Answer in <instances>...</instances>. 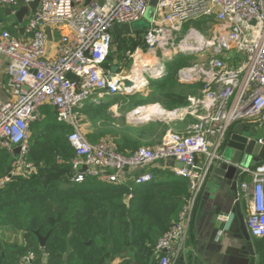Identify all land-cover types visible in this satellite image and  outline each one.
<instances>
[{
  "label": "built area",
  "instance_id": "obj_1",
  "mask_svg": "<svg viewBox=\"0 0 264 264\" xmlns=\"http://www.w3.org/2000/svg\"><path fill=\"white\" fill-rule=\"evenodd\" d=\"M35 0H24L29 4ZM150 0H38V9L27 16L24 40L9 31L0 33V55L6 59L8 99L0 103V148L13 153L19 147L16 169L0 178V190L17 175H29L25 162L29 126L39 109L49 105L58 123L72 132L67 141L75 151L72 183L94 178L106 184L125 186L152 181L147 169L171 161V171L187 181L189 199L178 221L157 242L154 252L160 264L176 262L183 248L194 208L209 165L221 158L236 125L264 126V0H157L154 15L134 55L142 56L185 49L194 39L204 51L198 59L177 70L179 82L199 86V95L189 97L183 109L165 112L167 119L193 121L183 133L168 129L158 145L140 147L128 156L115 151L107 140L90 143L83 133L78 109L98 104L104 98L126 93L121 73L104 69L113 42L112 27L141 21ZM17 0H0V7L15 8ZM205 20L204 32L188 22ZM59 36L48 52L47 29ZM131 36H137L132 34ZM143 47L146 50H143ZM207 52V56L204 53ZM241 57L236 66L233 58ZM225 58V59H223ZM229 59V62L227 61ZM165 74L159 73L157 78ZM161 76V77H162ZM259 145L264 139H256ZM206 166L199 169L197 156ZM181 163L182 168L176 164ZM85 168V169H84ZM134 171L131 180L128 171ZM145 171V172H143ZM238 193L246 205L245 224L251 238L264 237V158L253 168L242 169ZM131 196H127L130 199ZM177 244V248L171 247ZM32 257L28 256L27 261Z\"/></svg>",
  "mask_w": 264,
  "mask_h": 264
},
{
  "label": "trees",
  "instance_id": "obj_2",
  "mask_svg": "<svg viewBox=\"0 0 264 264\" xmlns=\"http://www.w3.org/2000/svg\"><path fill=\"white\" fill-rule=\"evenodd\" d=\"M0 14L4 19V13ZM13 31L10 34L18 38L19 28ZM133 38L140 46L138 36L120 37L117 51L133 49ZM192 58L176 54L165 76L138 91L137 102H131L136 92L122 93L78 109L82 123H90L93 129L85 134L87 140H107L123 156L158 145L173 123L148 121L135 126L122 116L114 117L109 108L121 97L130 110L150 104L167 112L187 107V88L199 86L179 82L177 70ZM240 60L233 58L232 66ZM71 132L70 126L56 121L49 105L42 106L30 124L25 162L32 166V173L12 177L0 190V230L8 228L10 234L8 239L0 237V264H111L117 259L122 264H149L157 242L178 221L189 199L187 181L167 168L153 167L145 170L152 174V181L140 185L118 186L94 178L72 183L75 151L67 141ZM16 161L13 153L0 148V178L11 175ZM39 237L45 238L43 248ZM252 246L256 264H264V237L252 238ZM165 255L160 253L150 264H160ZM28 256L32 258L27 261Z\"/></svg>",
  "mask_w": 264,
  "mask_h": 264
},
{
  "label": "water",
  "instance_id": "obj_3",
  "mask_svg": "<svg viewBox=\"0 0 264 264\" xmlns=\"http://www.w3.org/2000/svg\"><path fill=\"white\" fill-rule=\"evenodd\" d=\"M18 5H23L24 0H17ZM102 2V0H100ZM157 0L149 2V6L145 12V15L141 21L132 25H115L112 27L113 37L118 39L120 37L131 36L137 34L138 38L143 39L145 31L149 29V25L154 15V7ZM89 0H85L87 5ZM28 8L31 11L38 9V0H35L28 4ZM9 12V11H8ZM27 15V11L21 8L15 14V17L19 24L23 23V18ZM20 32H23V28H20ZM48 39H50L49 33H47ZM187 42V54L189 56H197L204 51V46H198L195 40L189 39ZM185 49H180L177 54L182 53ZM145 70V69H144ZM153 70V69H150ZM118 67H112V76L117 73ZM162 70H155L156 75L161 73ZM123 90H127L128 94H132L143 89V85L135 84L129 81L126 77L122 82ZM129 123L141 124L142 120L138 118L128 119ZM259 126L258 123H243L235 126L233 130V136L226 143L224 153L221 154V158L209 165V170L212 179L219 185V189L222 192L221 198L215 210L210 214V217H215L213 223V236L214 241L216 236H220V243H216L217 249L226 251L231 249V253L235 257H245L246 264H256V255L252 246V238L250 237L246 224L245 214L242 209L241 202L238 199V186L239 178L241 176L242 169L253 168L264 158V144L259 145L255 139H248L244 136V133L252 128ZM14 155L19 154V147L14 148ZM177 168H182L181 163L176 164ZM85 169V168H84ZM225 214V219L222 216ZM40 247L43 248L45 238H38ZM225 260V258H224ZM192 264H203L198 260H193ZM204 264H207L206 262Z\"/></svg>",
  "mask_w": 264,
  "mask_h": 264
},
{
  "label": "crops",
  "instance_id": "obj_4",
  "mask_svg": "<svg viewBox=\"0 0 264 264\" xmlns=\"http://www.w3.org/2000/svg\"><path fill=\"white\" fill-rule=\"evenodd\" d=\"M21 8L26 9L27 15L23 18V23L19 24L15 14L17 11H19ZM0 11L4 13V19L2 18L3 15L0 14V33L3 30L10 31L11 34H14V29L17 27L19 28V34L18 39L24 40L25 36L23 35V32H20V28H23L24 23L26 22L27 16L31 14V10L28 8V4H25L23 2V5H18L15 8H4L0 7ZM9 11V12H8ZM9 27V28H8ZM8 28V29H7ZM47 33L50 35V39H48V52L49 55H53V45L56 39L59 36V33L54 28H48ZM150 57H148L149 59ZM159 58V57H158ZM147 59V58H146ZM147 59V60H148ZM146 60V61H147ZM161 60V59H160ZM140 60H136V64H138ZM6 59L0 55V103H3L7 101L9 95H8V87H7V74H6ZM116 63L113 61L110 62L109 58L107 59V62L103 66L104 69H109L111 71L112 67H115ZM117 67V66H116ZM124 69L118 67L117 73H123ZM133 72V70H132ZM131 72V73H132ZM112 73V72H111ZM130 73V74H131ZM187 88V87H185ZM192 88V87H191ZM187 88L190 92L189 97H197L199 95V89H191ZM108 99V98H107ZM155 106L159 107L158 104H150L145 106H139L135 109L129 110V102L126 100L119 102H116L113 106L109 108L111 114L114 117H121L124 116V112L126 113L125 116L129 119V113L133 112L134 110L138 108H144V107H151ZM128 110L126 112V110ZM163 110V109H162ZM179 110V109H177ZM123 111V113H122ZM165 111V110H164ZM175 111V110H174ZM167 112V111H166ZM127 119V121H128ZM193 121L191 117H186L185 119H168V122H164L165 124L173 123L174 127L170 128L171 130L179 133H183L186 130L187 124L189 122ZM129 122V121H128ZM147 123V122H146ZM133 124V123H129ZM145 123L141 124H133V125H144ZM90 123L85 122L83 125V133H91L93 129L90 127ZM258 139H264L263 137H260ZM152 146V145H151ZM226 148V145L224 146L222 153H224ZM221 153V154H222ZM197 166L199 169H203L206 166L205 158L201 155L196 157ZM175 165L171 161L163 164L156 165L155 167H158L159 169L167 168L171 171L172 166ZM134 175V171H128L127 172V178L128 180H131ZM248 181V178L245 176H240L239 183L241 181ZM222 192L219 189V185L212 179L210 170L208 169V172L206 174V177L204 179L203 186L201 188V191L199 193L198 199L196 201V205L194 208L191 224L188 228L185 241L183 244V248L180 251L178 258L176 259V262L171 264H192L193 260H198L201 263H207V264H246L245 257L238 256L235 257L233 253H231V249H227L226 251H222L220 249H217L215 244L220 243V236H216V240L214 241L213 236V223L215 220V217L211 218L210 214L215 210V207L217 206L219 199L221 198ZM238 199L241 202L242 209L244 211V214L246 213V205L239 197L238 193ZM225 214L222 216V218L225 219ZM0 237L9 238V229H1L0 230ZM188 240V242H187ZM177 248V244L175 243L171 249L174 250ZM158 257V255L154 252L151 254L149 264L152 262L153 259ZM225 258V260H224ZM111 264H122V260L117 259L111 262Z\"/></svg>",
  "mask_w": 264,
  "mask_h": 264
},
{
  "label": "rangeland",
  "instance_id": "obj_5",
  "mask_svg": "<svg viewBox=\"0 0 264 264\" xmlns=\"http://www.w3.org/2000/svg\"><path fill=\"white\" fill-rule=\"evenodd\" d=\"M151 1L152 0H150V2ZM201 21L185 23L183 25V27H182V31L180 33V36L182 34L186 33L191 27L196 28V29H200V28L203 27V29H204L205 22L201 23ZM116 41H117V39L113 37L111 51H110V54H109V60H110L111 63L114 61L116 63V65H117V67H119L120 69L123 68L124 71L121 74V76L122 77H126V76L130 75V73L132 72V70L136 69V60L139 58V56H137V55L135 56L134 55V53H135V51L137 50V47H138L136 45L137 40H136V38L131 39V43L135 44L134 45V48L131 49V50H128V51H126L124 53H119L117 51L118 48H117ZM206 54H207V52L204 53V56H207ZM199 55L194 56V57L192 56L193 58L191 60H189V62L195 61L196 59H198L199 57H201ZM143 56H145V53H144ZM154 56H157V57H159L161 59V55L159 53H156V55H154ZM147 59H144V60H147ZM170 60L172 61V59H167V60L165 59L162 62L160 61V63H158V65L156 67H154L155 70L156 69H157V71L162 70L163 74H166L167 71H168L167 70L168 69L167 68V64L169 63ZM154 68H153L152 71H150V69H145L144 72L142 73V75H141V77H142L141 82H142V85H143V89H141V90L146 89V87L149 86L150 83H152L153 80H156V79L158 80V79L161 78L162 75L159 78L156 77V73H155ZM162 72H161V74H162ZM139 98H140V93L139 92H136L134 94L133 99L131 100V102H137L139 100ZM124 100H125L124 97L123 98L121 97L116 102H119V104H120L121 101H124ZM127 111L128 110H126V112ZM109 112H110V110H109ZM122 113H123V111H122ZM125 114L126 113L124 112V116H122V117H124V119L127 120L128 118H127V116H125ZM161 115H163V116H155V115L143 116L141 114H138L136 117H133V118H136V119L138 118V120L139 119L142 120L143 123H146L148 121L168 122V119L166 117V113H162ZM130 119H132V118H130ZM244 136L247 137L248 139H255V140L258 139V138H260V137H263L264 138V126L263 125H259V126H256V127H252V128L248 129L244 133Z\"/></svg>",
  "mask_w": 264,
  "mask_h": 264
},
{
  "label": "bare ground",
  "instance_id": "obj_6",
  "mask_svg": "<svg viewBox=\"0 0 264 264\" xmlns=\"http://www.w3.org/2000/svg\"><path fill=\"white\" fill-rule=\"evenodd\" d=\"M176 54H177V50H175L174 52L167 50L164 53V56L165 57H174ZM154 55H156V54L150 53L149 55H145V56L138 55L139 56L138 59L140 61L138 62V64H136V69H134L130 75L126 76V78L129 81L134 82L135 84L141 85L142 84L141 75L144 72V69H153L154 67H156L158 65V63H160V61L161 62L163 61V58H161V60H160V58H158L157 56H154ZM148 57H150L149 60H147V61L144 60ZM154 70H155V68H154ZM150 71H152V70H150ZM138 114H141L143 116H149V115L163 116V115H161L162 111H160L159 108H157L155 106H151V107L138 108V109L134 110L133 112H130L128 117L133 118V117H136Z\"/></svg>",
  "mask_w": 264,
  "mask_h": 264
}]
</instances>
